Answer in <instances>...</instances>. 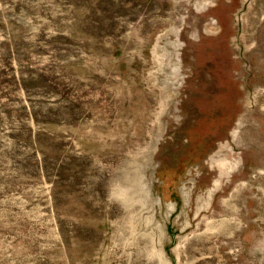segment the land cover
I'll use <instances>...</instances> for the list:
<instances>
[{
  "label": "rangeland",
  "instance_id": "obj_1",
  "mask_svg": "<svg viewBox=\"0 0 264 264\" xmlns=\"http://www.w3.org/2000/svg\"><path fill=\"white\" fill-rule=\"evenodd\" d=\"M181 1L0 0V264H264V0Z\"/></svg>",
  "mask_w": 264,
  "mask_h": 264
},
{
  "label": "bare ground",
  "instance_id": "obj_2",
  "mask_svg": "<svg viewBox=\"0 0 264 264\" xmlns=\"http://www.w3.org/2000/svg\"><path fill=\"white\" fill-rule=\"evenodd\" d=\"M184 0H182L181 2H183ZM186 1V0H185ZM189 1V0H188ZM192 1V0H191ZM201 1V0H199ZM190 2V1H189ZM178 3V2H177ZM186 3V2H184ZM230 3V2H229ZM181 4V3H180ZM183 4V3H182ZM188 6V11H187V17L184 19V22H185V28H188V24L191 23L190 25H192V14L194 13L193 12V9H192V3L189 4L187 3ZM184 5V4H183ZM177 6V5H176ZM185 6V5H184ZM181 8L182 7H178V11L180 10L181 11ZM175 10V9H174ZM251 11L253 9H250ZM185 12V11H184ZM173 13V12H172ZM175 14V13H174ZM195 17V16H194ZM182 19V18H181ZM200 19V18H199ZM255 19V18H254ZM177 22L180 21L179 18L175 17V19ZM253 20V19H252ZM251 20V21H252ZM250 21V19H249ZM244 22V26L245 28L249 29V26L251 25V22ZM217 22V21H216ZM183 23V22H182ZM194 23H195V20H194ZM202 22L200 21H196L195 25L196 27L198 28ZM218 23L221 24L222 21L218 20ZM194 25V24H193ZM183 35H184V31H182ZM222 35L225 37L228 35V33L224 30H222ZM246 38V37H245ZM242 40H245L244 38ZM260 50L258 51L259 53V62L261 64L262 67H264V43L260 45ZM230 49V48H229ZM224 51V49H222ZM226 50V49H225ZM227 52V50H226ZM229 53V52H228ZM223 52L221 53L220 50H216V49H212L210 51L207 52L206 56H201V57H198V65L196 64L194 67V71L196 74H201V73H209V78H210V82H209V85L211 87L219 91H221L223 89V84H222V77H227L228 76V72H227V67L228 66H225L224 65V56L222 55ZM226 55V54H225ZM227 56V55H226ZM226 59V58H225ZM236 68V69H239V66L238 65H230L228 67V69L230 68ZM188 70V69H187ZM232 73V72H231ZM187 75V74H186ZM230 75V73H229ZM214 101V100H213Z\"/></svg>",
  "mask_w": 264,
  "mask_h": 264
}]
</instances>
